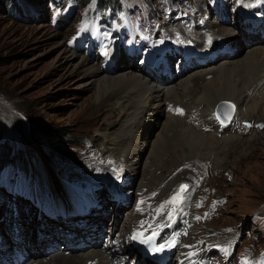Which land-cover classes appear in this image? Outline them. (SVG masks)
Returning a JSON list of instances; mask_svg holds the SVG:
<instances>
[{
    "label": "rangeland",
    "instance_id": "obj_1",
    "mask_svg": "<svg viewBox=\"0 0 264 264\" xmlns=\"http://www.w3.org/2000/svg\"><path fill=\"white\" fill-rule=\"evenodd\" d=\"M4 1L0 2V146L2 147L0 154L5 147L7 155L14 153L17 147L19 154L24 152L28 155L34 174L44 178L49 177L48 169L57 170L62 174L72 172L74 167L80 165L79 168L82 170L79 178L71 177L65 180L55 171L60 180L68 183L71 180L91 181L90 171L97 167L109 165L110 170H115L114 164L109 160H105L104 164L88 162V160L97 161L94 154L96 148L101 147V156L112 160L120 154L119 150L108 145L106 134L121 121L122 115L115 104L109 103L110 97L107 95L102 99L103 103L104 101L106 103L98 106L99 86L92 81V76L84 73L78 65L84 60L83 57L93 59L104 69H108L113 64L104 63L103 58L97 52V47H91L90 41H86L87 47H81L85 44V41L81 39L84 34L86 37L99 40L101 46L110 36L119 37L121 35L124 42H128L131 33H136V30L140 28H148L152 22H156L162 25L168 35L174 36V31L163 15L180 10L178 3L184 7L186 4L191 6L195 4V9L189 8L192 16L202 15L205 20L181 21L180 25L185 31H178L176 39L183 40L185 35H194L196 32H202L203 29L206 32L205 28H208L209 23L216 22V17L221 19V15L217 14L218 10L232 13L233 6L236 4L235 0H227L221 7L202 5L205 2L208 3V0H199L202 4L197 2L198 0H121L122 8L119 12H107L106 10L99 12L96 7L100 5L96 6V0H91L87 5L80 4L78 0H14L12 4L10 2L13 0H8L7 3ZM68 8L72 10V14ZM207 15L210 19H206ZM103 16L106 18L103 19ZM107 17L110 19L108 20ZM175 18L174 15L171 16L172 21ZM198 25L205 28L198 29L196 27ZM228 26H232L230 22L227 23ZM157 34L156 29L154 39L157 38ZM166 37V40H172ZM261 41L264 40L261 39ZM247 44L245 41L244 45ZM88 48H91L92 55L86 52ZM70 52H73L75 56L70 57ZM241 54L240 52L238 56ZM126 61L131 62L130 59ZM88 63L86 61L84 66H88ZM135 69L140 68L135 67ZM134 72L137 73L135 70ZM117 74L116 70L106 72V75L110 77L117 76ZM104 105H106L105 111L100 114L101 106ZM181 108H185V111L182 114L179 113L180 116L195 119L192 115L196 109L188 110L182 105ZM244 112L247 116L248 111ZM26 115L32 116L33 120L30 121L28 117H25ZM175 115L178 117L174 113ZM241 115L237 114V117L242 118ZM257 116H259L258 113L248 115L245 120L249 124L243 125V129L227 131V134H233L237 138L229 141L226 146L222 145L223 151H217V159L212 155H201L203 160L201 163L191 162L199 155L192 156L193 158L185 155L186 146L181 149L177 147V138L163 128L164 118L159 119L160 124L150 122V129L142 139L146 142V151L144 150L138 162L136 183L142 192L139 193L141 200L143 198L146 204L149 205L152 199L159 194L158 189H152L147 182L142 181L141 183L140 179L145 170L150 169L149 165L152 163L153 167L159 160L160 153L156 154V150L160 134L163 137L165 135L164 138L168 142L164 140L166 149L160 160L162 166L153 171L155 177H151V181L155 178V183L158 185L175 176L180 178L181 173L176 174V172L187 165L200 171L201 176L197 186L199 196L194 204L196 216L192 207L190 209L187 207L189 209L187 218L192 216L194 225L199 226L200 224V227L193 231L191 240L192 242L194 240L205 241L201 250L208 255L210 261L213 260L216 249H210L212 246H208L209 242L205 237L212 236L219 239L223 233L232 234L230 232H234L240 235L239 242L236 239L230 248L227 241L217 240L219 241L217 245H222L227 251L226 257L223 251L220 252L223 264H234L232 258L229 257L231 252H235L234 254L237 252L236 264H244V262L248 264L264 252V117L258 118ZM31 124L36 125L42 134L29 132ZM44 126H47L46 131L50 128L51 137L46 136V131L42 130ZM117 126L114 129L120 128ZM53 135L58 136L56 139L62 140V146H60L62 149L59 151H52L53 146L56 147ZM41 136L50 141V150L46 147L47 140H43ZM89 140L91 143L88 145ZM218 146L217 144L215 147L217 150L220 149ZM11 158L13 159V156ZM9 164L11 162L7 163L0 173L4 172L5 176H9L12 169L9 168L5 172ZM22 170L25 172L24 168ZM3 184L6 187L5 182ZM189 185L191 188L192 184ZM131 186L135 189L134 184ZM5 187L0 188V210L6 212V206L16 205L22 196V210L30 209L29 213L33 218L28 223L33 222L35 206L30 194L34 191L35 181L32 191L28 190L23 194H12ZM133 193L132 189L131 199ZM184 197L187 198V195L184 194ZM157 198L161 197L158 195ZM137 199L138 196L135 195L134 200ZM161 199L158 201L168 198ZM54 200L60 201V199ZM139 200L134 203H138ZM137 205H133L131 209H128L131 206L127 208L121 206L118 210L121 216L128 212L132 215L133 207ZM180 205L178 203L172 206L170 215L173 218L176 214L182 216V210L178 209ZM143 207L149 209L147 205L143 204ZM205 208H207V213L204 218L203 209ZM18 211L21 212L19 209ZM260 211L262 216L257 215ZM151 218L154 217L151 216ZM28 219L31 218L28 216L26 220ZM106 220L108 222L110 218ZM120 222L119 220L118 225L121 224ZM206 227L209 229L208 232H205ZM30 233L25 224L24 237L29 238Z\"/></svg>",
    "mask_w": 264,
    "mask_h": 264
},
{
    "label": "bare ground",
    "instance_id": "obj_2",
    "mask_svg": "<svg viewBox=\"0 0 264 264\" xmlns=\"http://www.w3.org/2000/svg\"><path fill=\"white\" fill-rule=\"evenodd\" d=\"M235 3L232 13L218 10L217 14L221 15V19L216 17V22L209 23L208 28L196 26L198 29L205 28L206 32L203 29L194 35H185L186 37L183 35L188 41H185V38L166 40L145 52L142 51L138 56L137 65L132 61H126L121 53L116 52L109 55V63L113 65L108 69L102 68L100 63L94 62L93 59L83 57L84 60L78 65L84 73L90 74L92 81L99 86L98 106L107 95L110 97L109 103L115 104L122 115L121 121L117 124L120 128L114 129L116 125L106 134L108 145L121 153L119 155L121 161L119 165H114V171L109 169V165L92 169L89 177L91 181L86 182L84 180L65 182L58 178L54 169H48L51 179L44 180L43 183L38 181L32 194L33 199L40 198L36 199L38 218H34L33 224L35 231L39 233H31L28 239L22 238L21 235L25 222H30L31 219L25 220L24 215L18 211L20 208L18 205H7L6 213L2 216L7 226L0 225V234L5 236V241H23L29 246V257L19 264H122L130 257V252L135 251L131 235L138 228L139 222L151 216L154 218L159 216L152 209L143 207L140 192L139 202L132 204H138L133 207L132 215L128 212L121 216L118 210L121 206L127 208L132 201L131 185L137 184L134 177H138V162L144 150L146 151V142L142 139L150 129V122L157 124L160 122L159 119L164 118L163 128L177 138V147L180 149L187 147L185 155L189 157L199 155V158L201 155H212L217 159V151H223L222 145L226 146L229 141L237 138L226 133L236 123L232 120L234 124L232 122L229 125L221 124L213 118L209 107L218 101L228 99L236 103L239 116L242 114L241 117L246 119L248 115L258 113V118L264 117V41H261L264 40V12L253 0L242 2L235 0ZM208 15L206 19H210ZM228 22L232 26L227 27ZM245 41L247 45H244ZM132 51L135 52L136 48H132ZM240 52L242 54L238 56ZM71 56L75 54L70 52ZM172 57L177 59L172 60ZM86 61L89 62L88 66H84ZM135 67L140 69L136 70ZM115 70L118 72L117 76L106 75V72ZM106 105L101 106L100 114L105 111ZM181 105L188 110L196 109L195 113L198 116L195 119L203 121L201 127L192 124L189 117L180 116L185 111ZM168 109L180 110L178 111L180 114L178 117L174 116ZM245 110L248 111L247 116ZM208 120L211 126L207 125ZM164 137L160 134L158 140L156 138L158 141L156 154L160 153L159 160L153 163V167L151 163L150 169L145 170L143 176L141 174V183L147 182L151 187L157 186L155 178L151 181V177H155L153 171L162 166L160 160L166 149L164 140L168 142ZM217 144L219 150L215 148ZM44 158L47 159L45 155ZM179 176L181 178V174ZM180 178L175 176L167 181L162 192L168 190ZM44 185L52 191L48 198L43 197ZM187 186L183 194L187 195L186 200L189 203H193L194 196L190 185ZM159 197L164 198L162 195ZM167 198L171 199L170 196ZM96 200L106 209V205L109 206L110 221L106 223V230L100 229L107 238L106 242L75 248L67 254L64 253L60 245L71 244L76 232L66 231L65 227L70 223L63 221V215L84 205H90ZM116 202L120 206L115 207ZM180 206L178 209L182 210V216L176 214L169 227L160 226L158 238L151 240L148 245L152 249L158 248L175 238V243L171 247L166 246L163 252L164 257H170L166 264H207L203 255H197L196 250L191 247L193 245L191 235L198 227L192 222L187 223L191 205ZM191 219L194 218L191 216ZM49 220L55 223L54 227H45L44 224ZM208 231L206 227V232ZM48 232H54L49 238L53 244L47 242L52 244V247L46 251L40 240L42 235ZM224 237L233 239L234 235L224 234ZM36 241L38 243H35ZM142 257L143 254L141 258L137 254L132 264H158L148 262L147 259L142 260Z\"/></svg>",
    "mask_w": 264,
    "mask_h": 264
},
{
    "label": "trees",
    "instance_id": "obj_3",
    "mask_svg": "<svg viewBox=\"0 0 264 264\" xmlns=\"http://www.w3.org/2000/svg\"><path fill=\"white\" fill-rule=\"evenodd\" d=\"M3 1H4V0H0V2H3ZM5 1H6V3H7L8 0H5ZM5 1H4V2H5ZM78 1H79V2H82L83 4H86V3L89 2V0H78ZM98 1H99L100 3H107V2H110V1H112V0H98ZM113 1H114V0H113ZM8 2H9V1H8ZM115 2H117V0H115ZM10 3H11V4L14 3V0L11 1ZM11 7H12V6H11ZM25 117H26V118L28 117L30 121L33 120V117H32V116L26 115ZM36 124H37V123H36ZM33 125H34V124H31V125L29 126V127H30V128H29V132H35V133H37V134H38V133H41V134H42V131L39 130L38 128H36V127H37L36 125H34V126H33ZM45 129H47V126L42 127V130H43V131H46ZM51 129H52V128H51ZM50 131H51V130H50V128H49V129L46 131V133L48 134V135L46 134V136H49V135H50V137L52 136V135L50 134ZM41 134H40V135H41ZM30 135H31V134L29 133V136H30ZM56 136H57V135H56ZM56 136L53 135V137H52V138H54V140H55V141H54V140H53V141L55 142V146H56V147L53 146L54 149H52V151H53V150H54V151H55V150L59 151V150L62 149V148H60V146H62V144H61L62 140H58V139H56ZM57 137H58V136H57ZM41 138H42L43 140H47V138L44 137V136H43V137L41 136ZM2 144H3V143H2ZM2 144H1V145H2ZM6 144H7V143H6ZM46 145H47L46 147H47L48 149L51 148L50 141L47 140ZM71 145H73V144H71ZM0 148H2V147L0 146ZM49 150H50V149H49ZM1 154H3V157H1L0 159H1V160H4L5 157H6V155H7L6 147L3 149V152H2ZM1 154H0V156H1ZM42 154H43V153H42ZM43 155H44V154H43ZM19 159H21V162H22L23 164H26V158H25V157H23V156L21 157V155H20ZM1 160H0V161H1ZM134 255H135V254H134ZM134 255H132V256H134Z\"/></svg>",
    "mask_w": 264,
    "mask_h": 264
},
{
    "label": "snow or ice",
    "instance_id": "obj_4",
    "mask_svg": "<svg viewBox=\"0 0 264 264\" xmlns=\"http://www.w3.org/2000/svg\"><path fill=\"white\" fill-rule=\"evenodd\" d=\"M104 54L107 55L108 53L105 52ZM177 111H180V110H177ZM187 188H188L187 185H181L179 191H178V192H177V193H176V194H175V195H174L169 201H167L166 204H167V203H177V202L179 201V199L182 198L181 194H182L184 191H186ZM197 206H199V205H197ZM161 207H163V205H162ZM154 235H155V234H154ZM137 238H138L137 235H133V236H132V239H133V240H135V239H137ZM174 243H175V238H173V239H172L171 241H169V242H166L165 244H161L159 248H154L153 250H154V251H160V250H162V249H163L164 247H166V246H167V247H171ZM244 264H247V262H244ZM261 264H264V254H262Z\"/></svg>",
    "mask_w": 264,
    "mask_h": 264
},
{
    "label": "water",
    "instance_id": "obj_5",
    "mask_svg": "<svg viewBox=\"0 0 264 264\" xmlns=\"http://www.w3.org/2000/svg\"><path fill=\"white\" fill-rule=\"evenodd\" d=\"M228 103V102H227ZM226 102H224L223 104H227ZM223 104H221L220 106H219V110H218V114L219 115H221L222 114V105ZM229 104V103H228ZM229 106H230V108H229V112H228V118H229V116L231 115V112H232V110H233V107L229 104ZM223 120H225V119H223ZM225 121H227V120H225Z\"/></svg>",
    "mask_w": 264,
    "mask_h": 264
}]
</instances>
